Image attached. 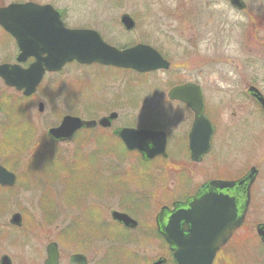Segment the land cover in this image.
Segmentation results:
<instances>
[{"label": "rangeland", "instance_id": "obj_1", "mask_svg": "<svg viewBox=\"0 0 264 264\" xmlns=\"http://www.w3.org/2000/svg\"><path fill=\"white\" fill-rule=\"evenodd\" d=\"M25 1L50 4L61 12L67 26L94 29L114 45L127 40L157 44L171 67L142 75L71 62L57 73L46 74L28 99L0 79L2 165L25 176L35 170L23 161L35 154L61 153L75 159L80 152L96 154L93 167L90 158H79L89 165L68 175L69 186L62 183L65 177L49 182L59 174L56 167L49 171L50 164L43 166L46 178L38 184L18 175L20 185L14 191L0 186V256L7 254L12 264H43L45 246L54 240L66 262L71 253L80 252L88 264H151L158 256L173 264L167 243L155 230L159 208L183 199L206 180L238 178L255 167L245 221L213 264H264V247L256 234V224L264 223V113L247 93L249 86H255L264 95V0H246L247 8L240 13L223 0L215 7L216 21L212 17L207 23L203 7L214 3L210 0H124L121 7L114 0H0V6ZM120 11L137 21L131 31H124ZM17 53L16 42L0 27V63L15 62ZM172 79L201 85L205 115L214 133L210 151L200 162L189 158L187 133L193 114L167 98ZM39 101L43 111H38ZM110 111L119 114L114 126L165 130L169 156L148 162L128 152L120 157L122 149L114 139L109 137L115 144L109 148L100 135L90 132L78 134L69 145L58 144V150L44 143L46 128L57 125L66 114L97 119ZM29 123L35 126L31 140L20 132ZM25 144L30 145L18 152ZM53 157L47 162H53ZM46 179L50 187L44 190L41 185ZM87 201L91 203L84 206ZM111 209L130 213L138 226L126 229L112 221ZM16 211L23 215L19 229L8 222ZM73 217L78 222L70 228Z\"/></svg>", "mask_w": 264, "mask_h": 264}, {"label": "water", "instance_id": "obj_2", "mask_svg": "<svg viewBox=\"0 0 264 264\" xmlns=\"http://www.w3.org/2000/svg\"><path fill=\"white\" fill-rule=\"evenodd\" d=\"M237 4L238 0H230ZM121 22L126 29L134 27L131 16L124 14ZM0 26L16 41L19 48L16 63H1L0 77L8 86L22 90L24 95L33 93L45 71H56L72 60L79 63L97 62L105 65L149 71L168 68L169 62L146 44H137L125 49L109 45L92 29H71L63 25L59 13L50 4L31 1L12 2L0 7ZM29 56L34 60L22 67L19 62ZM247 92L257 101L264 112V95L255 87L249 86ZM168 96L184 102L193 112V121L188 133V148L192 161L199 162L209 151L213 127L204 115V102L200 87L186 83L172 88ZM43 106L39 104V110ZM117 116L116 112L101 117L98 124L109 127ZM94 120H83L65 115L60 124L48 129V134L56 140L70 139L75 130L91 127ZM117 135L129 149H138L151 159L158 154L166 155V135L164 131L149 129L118 128ZM150 145V146H149ZM257 169L251 167L247 174L236 181L213 180L206 183L197 193L186 201L175 202L173 208L162 207L157 215L158 229L173 250L176 264H211L218 249L227 242L242 223L249 201V188ZM15 176L0 165V184L11 185ZM206 189V190H205ZM216 189V191H214ZM236 189L243 193L244 201L239 205L235 197L226 190ZM205 190V191H204ZM111 216L128 227H135L136 221L127 214L112 210ZM160 218V220H159ZM10 223L20 226L21 215L13 213ZM256 231L264 244V223L256 226ZM44 264H60L57 243L46 245ZM70 264H87L83 254L74 253L69 257ZM163 258L152 264H162ZM0 264H12L4 254Z\"/></svg>", "mask_w": 264, "mask_h": 264}, {"label": "flooded vegetation", "instance_id": "obj_3", "mask_svg": "<svg viewBox=\"0 0 264 264\" xmlns=\"http://www.w3.org/2000/svg\"><path fill=\"white\" fill-rule=\"evenodd\" d=\"M126 1V0H125ZM125 1L124 0H114V2H113V0H111V3L113 2V4H117V6H119V7H121L122 5H123V3L125 4ZM214 1V3H206L205 5H204V7H203V10H205V14H204V17H205V22L207 23V21H211V18L212 17H214V19L212 20V21H216V17H218V15H219V10L217 11V9H218V7L217 8H215L216 6H219L220 4H222V2H223V0H210V2H213ZM226 3L228 4V6L229 7H231L234 11H237L238 13H240V12H244L245 10H246V8H247V4H246V0H238V3L237 4H232L231 3V1L230 0H226ZM194 4V3H193ZM195 6H197V5H200V4H197V3H195L194 4ZM114 6V5H113ZM195 8V7H194ZM205 8V9H204ZM121 13H120V16H119V20H120V22H121V17H122V15H124L125 13L126 14H128V15H130L129 13H127V12H124V11H120ZM151 11L150 10H145L143 13H150ZM201 12H203L202 10H201ZM196 13V12H195ZM170 14V13H169ZM196 14H198V13H196ZM171 15V14H170ZM59 16H60V18H61V20H62V22H63V24L66 26V27H69V26H67V24H66V21L64 20V16L61 14V12H59ZM131 16V15H130ZM132 17V19L134 20V22H135V25H134V27H136V23H137V21L133 18V16H131ZM124 26V25H123ZM133 27V28H134ZM70 28H72V27H70ZM131 31L132 29H125L124 28V31ZM145 39V38H144ZM104 40V39H103ZM146 40V39H145ZM105 41V40H104ZM107 42V41H106ZM107 43H109V42H107ZM139 43H141V44H147V45H149V46H151L153 49H155L160 55H161V57L163 58V59H165L166 61H168L169 62V67H171V61H170V59H168V57H167V54L162 50V48L159 46V45H157V44H153V43H150L149 41H144V40H140V41H138V42H133L132 40H127L126 42H124V44H123V42H121V44H117L116 43V45H114V44H111V43H109V44H111V45H114V46H116L117 48H119V49H124V48H127V47H131V46H133V45H135V44H139ZM33 57H28L25 61H24V63H22V65L23 66H27V65H29V63L30 62H32L33 61ZM15 60H16V57H15ZM167 69H169V68H166V69H157V70H153V71H149V72H144V73H138V74H147V73H152V72H157V71H163V70H167ZM53 73H57V72H46L45 74H44V76L46 75V74H53ZM44 76H43V78H44ZM43 78H42V80H43ZM173 80V82L174 83H172L170 86H169V88H168V91H167V98L169 99V97H168V93H169V91L173 88V87H175V86H178V85H183V84H186V83H194V84H196V85H199L197 82H194V81H177L176 79H172ZM177 81V82H175V81ZM42 82V81H41ZM41 82L39 83V85L41 84ZM39 85H38V87H39ZM37 87V88H38ZM199 87H200V89H201V92H203L202 91V88H201V85H199ZM10 88V87H9ZM16 91V90H15ZM36 91H37V89H36ZM16 92H20L21 93V95H22V91H16ZM34 94V93H33ZM32 94V95H33ZM203 94V93H202ZM11 95H13V93L11 94ZM31 96V95H30ZM29 96V97H30ZM24 99H28V96H26V98H24ZM170 100V99H169ZM170 101H176V102H179L180 104H183L181 101H179V100H170ZM40 102V101H39ZM38 102V103H39ZM184 105V107H186L190 112H191V110L185 105V104H183ZM111 112V111H110ZM117 112V111H116ZM192 113V112H191ZM29 115V114H28ZM105 116V115H104ZM30 117V116H29ZM102 117V116H101ZM118 117H119V114H118V112H117V116H116V118L114 119V120H112L111 121V124H110V126L109 127H103V126H101V125H99L98 124V119L100 118H97V119H95L96 121H97V123L94 125V126H92V127H83V128H80V129H78V130H75V132L73 133V135H72V137L70 138V139H66V140H55V139H53L52 137H50L49 136V134H48V128L49 127H51V126H49V127H47L46 128V131H45V135H43L42 137H43V140H44V143L47 141V142H50V144H54L55 145V147H56V150H58L57 149V147H58V144H67V145H69L72 141H74L75 139H76V136L78 135V134H83L84 132H90V133H92V134H98V135H100V139H102V140H100V139H96V140H100L101 142H103L104 144H106V145H108V147L110 148V145L111 144H114V143H112V141H109L108 139H109V137L110 138H112V139H114L113 141L114 142H117L118 144H119V146L121 147V152L119 151V154H117L118 156H120L121 157V154L123 153V152H125V153H129V154H134V155H136V156H138L139 158H140V160H142V161H144V162H148V161H152V160H155V159H166L168 156H169V153H168V147H167V143H168V134L166 133V155H161V154H158V155H156L154 158H151V159H147V157H146V154L145 153H143L142 151H139V150H137V149H129V148H127V146H126V144L121 140V139H119V137H118V135H117V133L115 132V130L116 129H118V128H123V127H132V126H127V125H124V126H122V125H116V126H114V122L118 119ZM62 118V117H61ZM92 119H94V118H92ZM60 121H61V119H60ZM60 121H59V123H60ZM192 121H193V115H192ZM192 121H191V124H192ZM58 123V124H59ZM57 124V125H58ZM57 125H52V126H57ZM191 126V125H190ZM136 128H147V127H136ZM156 130H163V129H156ZM165 131V130H164ZM108 133V134H107ZM187 136H188V133H187ZM115 145V144H114ZM123 146V147H122ZM150 146V145H149ZM98 155V154H97ZM42 157H43V159H36V165L35 166H38L39 167V172H36V171H38V170H35V171H32V172H26L25 173V176H27L28 178L27 179H29V182L31 183H37L38 184V182H40L41 181V178H46V174H43V170H46V169H43V166L45 167V164L46 165H49L50 164V167H49V171H53V169H54V167H56L58 170H56L59 174L57 175V176H53V178L52 179H49L48 178V180H49V182L50 183H52V182H54V180H55V177H65L66 179H67V181H63L62 183H64V182H68V186L70 185V183H69V180H68V175L69 174H71V175H74L75 173L77 174V171H80V170H82V171H84V169H79V166H83L84 164H86V165H89V163H83V162H81L80 160L81 159H79L80 157H82V158H90L89 159V162H90V164H91V166L93 167V164L91 163V161H92V157L93 156H96V154H94V153H92V152H90V153H88V155H87V153L86 152H84V153H82V152H80V153H78L77 154V157H76V159L75 158H70L69 156H67V154L66 155H62L61 153L60 154H57L55 157H53L50 153H44V154H42L41 155ZM53 157V161H57V162H45V161H47L49 158H52ZM189 157H190V155H189ZM141 161V162H142ZM26 162V164L27 165H29L30 164V159H24V161H23V163H25ZM16 164H17V162H16ZM59 164V165H58ZM3 166H5L4 164H3ZM6 167V166H5ZM9 171H12L14 174H15V183H16V180L18 181L19 179V177H18V175H20V177H22V176H24V174H17L16 173V169H13V170H11V169H8ZM94 170H95V168H94ZM121 171H124V170H121ZM42 172V173H41ZM24 176V177H25ZM244 176V175H243ZM23 178V177H22ZM62 180H65V179H63V178H61ZM215 179H220V178H215ZM48 180L46 179L45 181H44V183L41 185V187L45 190V187H50V185H48V184H46L47 182H48ZM209 180H213V179H209ZM209 180H206V181H204V182H202L201 184H199L197 187H196V189L193 191V192H191L190 194H188L186 197H184L183 199H177V200H174V201H172V203H171V206L173 205V203H175V202H178V201H184V200H186V199H188L189 197H191L192 195H195V193L197 194V193H200V189L202 188V187H204V188H207L208 189V187L209 186H207L206 185V183H208V181ZM29 184V183H28ZM18 185H20V184H15V185H12V186H2L3 188H6L7 190H12L13 189V191L17 188V187H19ZM55 184H52V186H54ZM24 186V185H23ZM26 186V185H25ZM66 187V186H65ZM73 187H74V185H73ZM200 187V188H199ZM61 188H64L63 186H62V184H61ZM198 189V190H197ZM203 189V188H202ZM206 190V189H205ZM204 190V191H205ZM196 191H198V192H196ZM214 191H216V189H214ZM230 193L232 196H234L235 197V200H236V202H238L239 204H240V202L239 201H244V199H245V196L243 195V193H241V194H238L237 193V190L236 189H232V190H226L224 193ZM250 194V193H249ZM77 199V198H76ZM250 200H251V195H250ZM91 203V201H87V202H84L83 204H85L84 206H88L89 204ZM79 205H83V204H81V203H78ZM87 204V205H86ZM61 210H62V208H61ZM60 210V211H61ZM79 209H77V211H78ZM60 211H59V213H60ZM76 211V212H77ZM17 212V211H16ZM52 213H55V211L54 210H52L51 211ZM80 212V211H79ZM126 214H128L129 216H131L130 215V213H128V212H126V211H124ZM20 214H21V212H19ZM78 213V212H77ZM80 215H81V213H79ZM132 217V216H131ZM46 218V217H45ZM133 218V217H132ZM21 219H22V222H23V215L21 214ZM159 220H160V218H159ZM155 221H156V223H157V217L155 216ZM75 222H78L77 221V217H73V219H71L70 220V222L68 223V225H70V228H71V226L75 223ZM158 228V225H157V227H156V229ZM68 231H70V229L68 228L67 229V231L65 232V234H67V232ZM159 232V231H158ZM61 233H64V231L63 232H61ZM160 233V232H159ZM161 234V233H160ZM162 235V234H161ZM163 236V235H162ZM167 246H168V249H169V252H170V254H171V263H173V264H176L175 263V260H174V258H173V251L169 248V245L167 244ZM58 250H59V248H58ZM72 254V253H71ZM218 254V253H217ZM70 256V255H69ZM69 256H68V258H67V262L64 260V258H62L61 257V253H60V251H59V263L60 264H64L63 263V261H65L67 264H70L69 263ZM158 257H164V256H158ZM62 258V259H61ZM165 258V257H164ZM166 261H167V258H165L164 259V263L163 264H165L166 263Z\"/></svg>", "mask_w": 264, "mask_h": 264}, {"label": "trees", "instance_id": "obj_4", "mask_svg": "<svg viewBox=\"0 0 264 264\" xmlns=\"http://www.w3.org/2000/svg\"><path fill=\"white\" fill-rule=\"evenodd\" d=\"M5 34H6V33H5ZM6 36L9 37V35H7V34H6ZM13 96L17 97L16 95H13ZM18 98H19V97H18ZM33 131H35V126H34L33 123H29L28 126H26V127H25L22 131H20V132H22L23 134H25V133L29 134V135H30V138H29L28 140H31V138H32V136H33ZM34 133H35V132H34ZM26 136H27V135H26ZM25 140H27V139H25ZM25 145H26V144H25ZM29 145H30V144L24 146V147L22 148V150H20V151H18V152H21V151H23L25 148H28ZM51 151H53V150H51ZM36 159H43V157H42L41 155H40V156H37V155L35 154V156L32 157V158L30 159V166H32L31 168L34 169V170H38V169H39L38 166H35V165H36ZM45 162H47V161H45ZM53 162H57V161H53ZM3 164H4L6 167L9 168V166H8L7 164H5L4 162H3ZM9 169H11V168H9ZM11 170H13V168H12ZM30 172H32V171H30ZM46 219H48V218H46ZM75 240H76V239H75ZM254 261H256V260H254Z\"/></svg>", "mask_w": 264, "mask_h": 264}]
</instances>
